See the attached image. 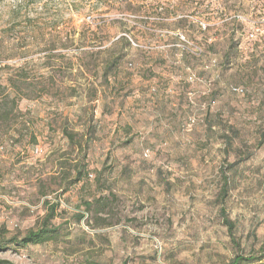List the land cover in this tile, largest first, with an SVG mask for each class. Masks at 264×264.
Returning <instances> with one entry per match:
<instances>
[{
  "label": "rangeland",
  "instance_id": "obj_1",
  "mask_svg": "<svg viewBox=\"0 0 264 264\" xmlns=\"http://www.w3.org/2000/svg\"><path fill=\"white\" fill-rule=\"evenodd\" d=\"M95 1L0 3V259L264 264V0Z\"/></svg>",
  "mask_w": 264,
  "mask_h": 264
},
{
  "label": "trees",
  "instance_id": "obj_2",
  "mask_svg": "<svg viewBox=\"0 0 264 264\" xmlns=\"http://www.w3.org/2000/svg\"><path fill=\"white\" fill-rule=\"evenodd\" d=\"M4 0H0V3L3 2ZM24 1V0H23ZM104 2H109V0H96L95 3L91 4V8L92 9H97L100 4H103ZM129 8H131L130 5H127ZM182 20H186V19H182ZM239 25H241V23H238ZM234 25V24H233ZM205 29L202 31V33H205L206 30H207V26L205 25L204 26ZM122 40H124V44L127 48H129L131 46V42L130 40L127 38V37H122ZM215 44L214 43H211L209 45V47L211 46H214ZM89 132V133H88ZM92 133H93V129H88L87 130V133L84 135L86 136L85 137V140L84 142H82V140H76L75 137H76V133H72V132H67V135L69 136V138L71 140H73L74 142H76L81 150V152L84 153L83 155V158L81 161L79 162H76L74 164L72 163H68V162H63L61 161L59 163V167L62 168V169H58L56 170V173L60 176V174H62L61 176L64 177V179H66L67 181L69 180V183L70 184H77V183H80L82 180H83V171H86L87 174H89L88 172V164L86 162H82L83 160H86V146L89 142V140L91 139L92 137ZM91 134V137L90 135ZM90 137V138H89ZM65 166L67 167V171L65 172H61L60 170H63L65 169ZM59 178V177H58ZM226 180V184H227V178H225ZM57 206V205H56ZM91 206H93V202H89L88 205H87V209H90ZM54 207L55 206H52V212H51V217L54 216ZM222 216H223V220L225 222V224L227 225V228H228V232H229V235L231 237V240L236 243V240H235V230H236V223L229 217V215L226 213V210L224 207H221V210H220ZM83 216V215H81ZM50 217H48L47 219H49ZM47 223V222H45ZM54 232H56L55 229H53L52 227L50 226H44L42 228H39L38 230H34L33 228L30 229L27 234L25 236H23L21 239H18V238H14V242L18 245H21V246H26L30 243L32 244H38V243H43L47 240H50L52 238H54L55 234ZM0 248H2V245L0 244ZM243 259L242 256L240 255H237L234 259L231 260L230 263L228 264H238L241 260ZM0 264H15L14 262L12 261H9V260H5V259H0Z\"/></svg>",
  "mask_w": 264,
  "mask_h": 264
}]
</instances>
